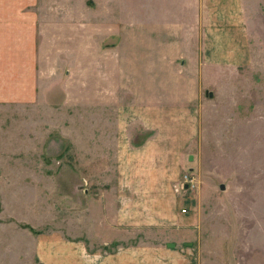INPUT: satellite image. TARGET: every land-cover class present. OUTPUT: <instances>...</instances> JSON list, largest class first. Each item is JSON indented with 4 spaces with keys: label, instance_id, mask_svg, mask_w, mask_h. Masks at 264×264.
I'll return each mask as SVG.
<instances>
[{
    "label": "rangeland",
    "instance_id": "rangeland-1",
    "mask_svg": "<svg viewBox=\"0 0 264 264\" xmlns=\"http://www.w3.org/2000/svg\"><path fill=\"white\" fill-rule=\"evenodd\" d=\"M45 2L59 10L49 14L54 23L60 21L61 25L60 19L69 13L75 22L86 17L100 28L91 39L96 42L91 56L94 71L88 76L70 65L73 20L69 16L65 32L60 34L65 36L64 43L58 45L66 55L61 62L68 65L57 69L52 64L49 70V83L60 80L64 88L55 89L47 101L36 106H0V264H53L49 257L57 244L46 238L64 235L68 241H79L81 232L87 241L105 236L107 231L98 226L91 230L92 221L99 225L100 217L98 210L92 213L91 209L105 205L115 209L122 199L130 221L128 240L86 245L89 257L82 264H111L117 253L128 256L126 264H264V0H243L250 64L237 70L221 69L195 66V54L186 59L183 75L196 80L192 88L196 87L197 95L191 105V136L186 132L179 142L184 145L177 151L175 164L164 156L147 161L145 151H140L137 172L152 175V181L125 182L129 190L115 196L109 189L119 183L114 149L118 109L134 107L138 100L129 92L130 85L128 89L117 85L118 90H113L114 80L126 81L122 82L119 70L112 78L111 68H126L123 58H153L158 47L183 41L184 36H174L173 25L188 23L192 9L185 0ZM109 27V32L121 38L110 49V59L105 53L110 45ZM136 34L150 36L144 39L150 43L137 49L136 38H132ZM52 41L47 40L51 47ZM143 46L152 50L146 52ZM129 74L137 80L135 71ZM183 75L162 74V105L183 103L182 98L173 97L179 89L176 81ZM93 76L95 106L88 102L89 92L83 87L78 100L73 85L88 83ZM155 91L157 96V88ZM105 96L111 101H105ZM129 132L130 146L136 148L151 136L140 126ZM171 134L178 139L183 136ZM130 164L132 161L123 159L122 172L133 174ZM164 175L168 180L161 181ZM132 186H138L140 192H132ZM125 193L126 199L119 196ZM137 253L140 260L133 263Z\"/></svg>",
    "mask_w": 264,
    "mask_h": 264
},
{
    "label": "crops",
    "instance_id": "crops-1",
    "mask_svg": "<svg viewBox=\"0 0 264 264\" xmlns=\"http://www.w3.org/2000/svg\"><path fill=\"white\" fill-rule=\"evenodd\" d=\"M185 2L190 10L192 9L189 22L186 24L175 23L173 25L176 29L173 31L174 36H184L183 41L174 40L169 45L158 47L157 51L159 53L153 54V58L143 57L142 60L137 56H134L131 60L123 58V64H127L126 68L115 66L111 68L112 78L116 75L114 73L119 70L121 71L122 82L126 81L125 84H120L110 78L115 83L111 85L113 90L115 92L118 90L117 85L127 86L126 89L130 85L129 92L136 94L134 97L135 102L138 100V104H133L134 107L122 106L118 109L115 128L118 136L114 143V149L116 150V161L117 163L119 162V174L115 178L119 183L109 189L114 193V196L118 193L127 192L130 185L123 183L130 180L133 181L134 179L135 182L141 180L152 181V175L144 177L137 172V161L140 151H145L147 161L156 162L160 157L164 156L165 160L171 158L175 164L178 157L177 151L184 145L179 142L186 132H188V137L191 136V120L193 117L191 105L195 100L194 97L197 95V90L196 87L195 89L192 88L196 80L183 75L186 72V70L185 72L182 71L183 68H186V59H192V55L195 54L197 56L192 59L195 62V66L197 64L199 66L219 67L221 69L225 66L235 67L237 70V67H244L250 64L251 45L245 24L243 0H185ZM62 9L65 14L66 11H64V8ZM58 12V9H55L51 3L45 2V0H0V106L7 105L25 109L27 106H33L37 102L44 103L55 89L64 88L60 80L49 83V70L52 68V64L57 69H62L65 65H68L61 62V57L66 55L64 54V47L61 49L62 46L58 45L59 42L64 43L61 39L65 36L63 37L60 34H64L65 26L70 21L69 16L73 20L72 29L70 30L73 37L71 57L73 63L69 64L75 70H84V74H88V76H91V73L93 75L94 68L91 65V56L96 42L91 39L100 28L98 29V26L92 24L86 17H78V21L75 22V17L69 13L65 14L67 18L64 15L60 19L62 21L61 25L60 21H57L56 23L59 25L54 26L56 24L54 23L55 20L49 14ZM109 30L110 27L106 36L110 41V45L105 48V53L110 59V56L113 55L110 49L119 45L121 38L117 33L112 34ZM152 36L155 37L154 35ZM47 38H53L52 47L47 42ZM132 38H136L135 45L137 49L139 45L150 43L144 40L150 39L148 35L136 34ZM142 48H145L144 51L146 52L151 49L150 46H143ZM178 62L181 67L177 73L175 69ZM193 69L197 70L196 68ZM67 71L64 74H67ZM131 71L133 74L135 71L134 75L138 76L137 80L134 81V79L129 77ZM164 73L169 74L170 77L172 75L176 77L181 73V78L183 75L182 80L177 78L178 81L176 82H179L177 84L179 89L173 93V97L182 98L183 103L180 106L173 105L169 107L160 103L159 88L161 89L162 87L161 76ZM94 80L95 78L90 79L88 83L81 82L78 84L76 82L73 85L77 87L78 100H80V92H82L83 87L89 92L88 102L90 104L93 103L95 106L97 96L96 81ZM130 80H133V83L129 84ZM73 85L68 86L73 89ZM68 86L65 88L66 92ZM105 101L108 102L111 99L105 96ZM65 102L70 101L66 99ZM121 113L123 117H121ZM183 117H185V121L181 119ZM139 126L143 131L150 133L151 136L141 147H131L129 131L131 128H139ZM173 132H179L183 136L180 139L173 138L171 137ZM124 139L127 140L125 141ZM142 148L144 150H138ZM145 153L143 152V155ZM123 159L132 161L130 165L134 167L133 174L128 175L122 172ZM163 179L166 181L168 177L164 175L161 181ZM138 188V186L136 188L132 186L131 191L139 193L140 189ZM119 196L127 198L126 193L124 196L123 194ZM96 207L94 206L91 210L92 213H96L98 210L100 217L97 223L99 225L94 224L92 221L90 224L91 230L98 226L102 230H106L107 234L105 236H91V241L85 240L82 232L80 233L79 241H68L64 235H60V237L51 235L52 237H48L45 240L56 241L57 248L49 257L53 264H82L89 257L86 245H106L108 241L128 240L127 235L130 229L127 227L130 221L127 207L123 205V199L120 207L116 204L114 206L115 209L111 205ZM86 210L83 209V213H86ZM137 229L135 227V230ZM98 258H100L99 255L92 261H97ZM102 260L104 261V259ZM139 260L137 253L132 261L137 263ZM129 261L130 259L124 253L122 255L117 253L110 260L111 264H126Z\"/></svg>",
    "mask_w": 264,
    "mask_h": 264
},
{
    "label": "water",
    "instance_id": "water-1",
    "mask_svg": "<svg viewBox=\"0 0 264 264\" xmlns=\"http://www.w3.org/2000/svg\"><path fill=\"white\" fill-rule=\"evenodd\" d=\"M210 96H211V94H210ZM220 189H221V190H224V186L221 185V186H220ZM184 245H186V246H190V244H188V243H185ZM167 247H168V248H174V244H167Z\"/></svg>",
    "mask_w": 264,
    "mask_h": 264
}]
</instances>
